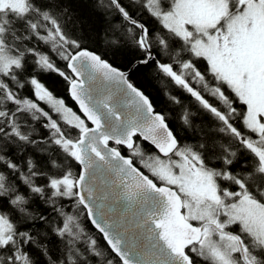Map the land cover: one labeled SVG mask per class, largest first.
<instances>
[{
    "label": "snow or ice",
    "instance_id": "obj_1",
    "mask_svg": "<svg viewBox=\"0 0 264 264\" xmlns=\"http://www.w3.org/2000/svg\"><path fill=\"white\" fill-rule=\"evenodd\" d=\"M0 264H264V0H0Z\"/></svg>",
    "mask_w": 264,
    "mask_h": 264
},
{
    "label": "trees",
    "instance_id": "obj_2",
    "mask_svg": "<svg viewBox=\"0 0 264 264\" xmlns=\"http://www.w3.org/2000/svg\"><path fill=\"white\" fill-rule=\"evenodd\" d=\"M145 75H147V74H145ZM137 79H138L139 82H141V83H145L146 90H147V91L152 95V97L156 100L158 106H159L160 108H164V107H165V101H163V99H161V97H160L158 91H157L155 88L148 86L147 83L145 82V80H144L143 77H138ZM49 83H51V80L49 81ZM57 91H58L61 95H63L65 99H67V95H66V93H64L62 86L57 85ZM67 102H68L69 105H73V102H72L70 99H68ZM184 103H185V104L191 103V104H193V106L195 107V101H189L188 99H185V100H184ZM73 106H74V105H73ZM168 107H171V105H168ZM205 118H206L208 121H211V117H210V116L205 115ZM173 126H174V127L176 126L175 118H173Z\"/></svg>",
    "mask_w": 264,
    "mask_h": 264
}]
</instances>
